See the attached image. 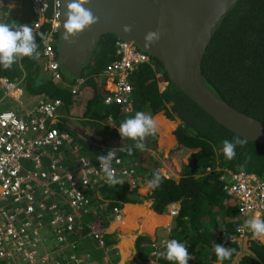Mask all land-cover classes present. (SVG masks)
I'll use <instances>...</instances> for the list:
<instances>
[{
    "label": "trees",
    "instance_id": "trees-1",
    "mask_svg": "<svg viewBox=\"0 0 264 264\" xmlns=\"http://www.w3.org/2000/svg\"><path fill=\"white\" fill-rule=\"evenodd\" d=\"M26 1L29 2L23 0V4ZM0 15L2 22V14ZM32 22L30 6L28 9L22 7L18 19L7 16L5 20V23L29 27ZM46 27L44 25L34 30L37 33L38 51L44 41L39 34ZM116 39L118 38L114 32H106L100 36L93 54L82 67L80 77L84 81L77 93H72L69 87L52 82L43 68L40 56L38 59L24 57L7 70L0 67V75L11 80L22 78L27 95L44 94L46 97L61 98L59 112L62 116L58 126L72 133L74 139L84 147L83 153L91 152L89 154L97 158L111 150L113 155L126 161L138 160L136 172L140 179L134 185L130 178H119L124 181L122 184L104 183L96 187L95 190L107 202V211L115 205L122 206L125 202H138V186L149 185L153 172L159 170L162 183L155 190L149 187L145 198L151 201V208L158 213L165 212L170 203L179 202L170 238L187 246L192 257L188 264H264V244L253 239L252 234L244 237L238 235V203L225 193L222 188L223 180L220 179L227 171L237 170H246L264 179V143L247 139L243 148L237 146L234 159H226L222 152V142L225 139L231 141L237 134L218 123L175 86L167 77L160 61L153 57L151 62L138 65L130 74V112L125 113L117 105H102L103 108L98 109L97 106L106 95L99 73L116 57ZM202 71L205 83L217 96L237 109L264 120V0H236L233 3L213 29L212 39L203 57ZM156 72L160 73V77L156 76ZM69 75L71 78L63 74L65 81L69 79L66 81L68 83H73L78 78ZM159 81H166L162 89ZM137 111L154 115L159 131L158 144L162 149H168L167 156L154 154L158 151L157 133L145 137L141 142L144 147L140 149L134 147L135 141L122 139L116 129L106 123L108 114L118 124L126 118L134 117ZM160 111L169 119H177L179 124L175 127L176 122L165 119ZM123 115L128 116L124 118ZM72 117L90 119L92 135L77 137L80 126L70 122L69 118ZM174 127L177 145L171 134ZM93 135H99L100 139ZM95 141L107 147L93 145L92 142ZM130 146H133L130 155L127 151H121V148L127 149ZM185 154L188 160L186 163L181 162L179 168L176 161ZM150 215L155 217L153 222H156L158 216ZM261 219H264V214ZM86 231L87 228L84 227L82 230H75L74 234L82 237L80 235ZM108 234H103L107 248L98 249L92 243L98 263L101 256H110L116 241L114 236ZM76 239V249H81L79 245L84 243L83 239ZM150 243L151 239L147 235L136 237V255L142 264H151L148 258L154 256V252L152 253ZM215 244L233 249L232 256L219 261L214 252ZM197 246H202L204 250L196 251ZM164 251L165 248H162L160 252ZM155 258L158 264H175L159 256ZM0 264L6 263L0 261Z\"/></svg>",
    "mask_w": 264,
    "mask_h": 264
},
{
    "label": "built area",
    "instance_id": "built-area-1",
    "mask_svg": "<svg viewBox=\"0 0 264 264\" xmlns=\"http://www.w3.org/2000/svg\"><path fill=\"white\" fill-rule=\"evenodd\" d=\"M61 5V0H29L31 28L47 25L39 50L43 68L52 82L77 93L84 78L68 84L57 62ZM114 45L116 57L99 73L106 92L102 103L106 107L117 105L128 113L132 109L130 74L138 65L151 62V56L130 40L118 38ZM161 84L166 81H159V87ZM0 91V105L5 99L14 105L0 108V261L84 264L89 253L82 249L77 253L74 231L85 225L83 238H89L98 249L107 248L100 213L121 221L122 206L105 211L107 202L95 190L106 183L105 172L96 157L80 151L82 145L69 130L58 126L61 98L40 94L35 104H25L22 78L11 80L3 75ZM106 123L117 131L122 122L115 124L108 114ZM65 151L70 157L63 156ZM138 165L137 159L126 161L114 155L110 169L118 178H130L134 185L140 179ZM220 179L225 193L237 200L240 220L236 228L239 236H245V220L264 214V179L246 170L227 171ZM94 190L98 198L90 196ZM178 208L173 206L171 213L176 215ZM87 212L95 217L90 222L81 219Z\"/></svg>",
    "mask_w": 264,
    "mask_h": 264
},
{
    "label": "water",
    "instance_id": "water-1",
    "mask_svg": "<svg viewBox=\"0 0 264 264\" xmlns=\"http://www.w3.org/2000/svg\"><path fill=\"white\" fill-rule=\"evenodd\" d=\"M235 1L89 0L84 7L91 9L99 21L77 34L70 44L63 39L62 27L68 0H61L57 62L68 74L80 77L100 36L114 32L117 38L134 42L158 59L169 80L218 123L243 138L264 143V120L217 96L203 78L202 61L213 29ZM125 24L132 26L131 33L122 31ZM158 28L160 39L145 47V34Z\"/></svg>",
    "mask_w": 264,
    "mask_h": 264
},
{
    "label": "clouds",
    "instance_id": "clouds-1",
    "mask_svg": "<svg viewBox=\"0 0 264 264\" xmlns=\"http://www.w3.org/2000/svg\"><path fill=\"white\" fill-rule=\"evenodd\" d=\"M88 2L89 0H68L65 5V19L62 25L63 39L70 44L74 42L73 38L77 34L99 21V17L95 16L91 9L84 7ZM122 31L131 33L133 28L131 25L125 24L122 25ZM161 34L162 32L159 28L148 31L144 36L145 47H150L158 41ZM36 36L37 33L29 25L0 22V67L5 70L10 69L13 63L24 57L38 59L40 53L36 43ZM39 36L41 39L44 38L43 33H40ZM117 131L122 139L126 138L135 141L134 147L143 149L144 145L141 142L145 137L156 134L157 121L151 115L145 114L143 111H137L134 117L126 118L117 128ZM246 144L247 138H241L239 135L234 136L231 141L225 139L222 142L223 155L226 159L232 160L236 156L237 146L243 148ZM132 147L121 148V151H127L130 155ZM113 158L114 155L111 150L107 151L106 155L97 157L106 175L105 182L109 185L122 184L124 181L116 177L110 169V162ZM161 183L162 175L159 170H156L153 172L149 187L155 190L160 187ZM244 227L250 229L256 237L264 235V219H261L259 215L246 220ZM233 251V249L222 244H215L214 247L216 257L221 262L229 259ZM156 255L170 262H175V264H188V261L192 259L187 246L176 239L167 241L165 251L158 252Z\"/></svg>",
    "mask_w": 264,
    "mask_h": 264
},
{
    "label": "crops",
    "instance_id": "crops-1",
    "mask_svg": "<svg viewBox=\"0 0 264 264\" xmlns=\"http://www.w3.org/2000/svg\"><path fill=\"white\" fill-rule=\"evenodd\" d=\"M1 4H2V10H0V14H2V19H3L2 22L4 23L7 16H11L13 17V19H18L22 7L26 9L29 8V2H27V4L25 3L23 4V0H2V3H0V5ZM24 97H26V99L29 100L28 103H30V105L35 104L37 99V95L27 96V94H24ZM24 97H23V101H24ZM161 113L165 119L169 121H177L175 127L179 124L178 120L169 119L164 112ZM153 116L154 115H152V117ZM69 120L75 125H78V127L80 126L78 130L80 134L77 133V137L79 136L81 138L82 135V137L86 138L85 137L86 134L92 135V132H90V122H91L90 119L81 118V117L80 118L72 117L69 118ZM80 122H82L83 125L82 124L80 125ZM157 132H159L158 129ZM171 134L174 137L175 145H177L176 137L172 131ZM93 136L96 139H100L99 135H93ZM92 143L93 145H101L103 146V148L107 147L102 144H98V142L96 141ZM84 150L85 149L82 146V149H80V151L82 152ZM84 153H91V152H84ZM187 160L188 159L186 158V154H185L183 157L180 158L179 165L181 162L186 163ZM180 167L181 165L179 166V168ZM148 191H149L148 184L146 185L140 184L138 186V193L140 196V200L138 202H125L122 204V211L124 217L123 220L125 221V223H127V226H124L123 224L122 225L117 224L118 222L116 220L110 219L108 216L106 217L105 219L106 224L104 222V226H103L104 234L109 233L111 235H114V238L116 239V241L113 243L110 256L107 257L101 256L102 259L100 260V263L96 262L95 259L96 253L95 251L93 252L92 242L89 241L88 238L83 239L84 243L82 245L80 244L79 247L82 250L84 251L86 250L89 253V257L86 258L85 264H87L89 260L91 262H94L91 264H142L141 261L138 259L135 250V240L138 235H147L150 237L151 239L150 247L152 248V253L154 251L155 252H154V256L151 255L149 256L148 259L151 264H158V261H156L155 258L157 256L156 253L160 252L162 248L164 249L167 241L172 239L170 238V230L175 223V215L171 213V209L173 206L178 208L179 202L170 203L167 206L166 211L163 213L155 212L151 208V201L145 198V195L147 194ZM150 213L152 215L154 214V216H158L156 222L155 221L153 222L155 217H152ZM254 217L256 216L251 215L248 218L252 219ZM247 232L248 233L246 234H252L253 239H256L257 241H260L264 244V235L256 237L253 235L250 229H248ZM90 248H92V250H90ZM113 249L115 252H113ZM82 250L78 249L77 253L81 254ZM197 250L198 251L204 250V248L202 246H197L196 251Z\"/></svg>",
    "mask_w": 264,
    "mask_h": 264
},
{
    "label": "rangeland",
    "instance_id": "rangeland-1",
    "mask_svg": "<svg viewBox=\"0 0 264 264\" xmlns=\"http://www.w3.org/2000/svg\"><path fill=\"white\" fill-rule=\"evenodd\" d=\"M0 3H2V0H0ZM25 4H27V1L25 2ZM0 10H2V4L0 5ZM1 16V15H0ZM2 18V17H1ZM61 72L63 73V74H66L69 78H71L70 77V75L68 74V72H66L64 69H62L61 68ZM21 71H20V75H21ZM66 81H69V79H66ZM68 83V82H67ZM68 84H70V83H68ZM162 86H163V84H161ZM161 89H162V87H161ZM0 93H1V91H0ZM28 96V95H27ZM6 100V102H4L2 105H0V108H11V107H14V105L12 104V102H10V101H8L7 99H5ZM28 99H26V97H24V103L25 104H28V105H30V103H28ZM31 104H32V102H31ZM33 105V104H32ZM103 104L102 103H99V105L97 106L98 107V109H100L101 110V108H103V106H102ZM160 112H162V111H160ZM126 116H128V115H123V117L125 118ZM177 120V119H176ZM175 122H177V121H175ZM179 123V122H178ZM175 129V128H174ZM174 129H172V132H173V130ZM157 133V145H158V151L157 152H154V154L156 155V156H167V150H165V149H162L160 146H159V144H158V139H159V132H156ZM116 146V145H115ZM114 146V147H115ZM117 147V146H116ZM171 148V147H170ZM63 156L65 157V158H68V157H70V155H69V153H66V151L64 152V154H63ZM67 156V157H66ZM178 164H179V160H178ZM90 196L91 197H95V198H98V195H97V193L95 194V190L94 191H91L90 192ZM234 198V197H233ZM106 212H108L107 210H105ZM97 216V215H96ZM106 217H107V213H102V215H101V213H100V220H101V222H103V226H104V222H105V219H106ZM95 217H93L92 215H91V213H89V212H87V213H83L82 214V220L84 221V222H87V221H92L93 219H94ZM246 220H249V218H247ZM245 220V221H246ZM125 222V221H124ZM105 224H106V222H105ZM126 225H127V223H125ZM120 225H121V223H120ZM86 228V226L84 225V226H82L81 228H80V230H82V228ZM87 232V231H86ZM84 235H86V233L85 234H81L80 236H82V237H79V239L81 240V239H85V238H83V236ZM77 237H78V234L76 235ZM112 236H114V235H112ZM87 238V237H86ZM89 239V238H88ZM90 240V239H89ZM91 263H94V262H91L90 260H89V262L87 263V264H91Z\"/></svg>",
    "mask_w": 264,
    "mask_h": 264
},
{
    "label": "bare ground",
    "instance_id": "bare-ground-1",
    "mask_svg": "<svg viewBox=\"0 0 264 264\" xmlns=\"http://www.w3.org/2000/svg\"><path fill=\"white\" fill-rule=\"evenodd\" d=\"M117 222H118L117 224H120V223H121V225H122V224H123V225H126L123 219H121V221H117Z\"/></svg>",
    "mask_w": 264,
    "mask_h": 264
}]
</instances>
